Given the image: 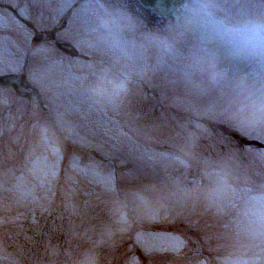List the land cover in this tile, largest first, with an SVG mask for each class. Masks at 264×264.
Here are the masks:
<instances>
[{
    "label": "rangeland",
    "instance_id": "1",
    "mask_svg": "<svg viewBox=\"0 0 264 264\" xmlns=\"http://www.w3.org/2000/svg\"><path fill=\"white\" fill-rule=\"evenodd\" d=\"M82 1L0 0V74L21 73L35 30L82 32L89 53L35 51L38 103L0 91V125L20 129L0 127V264H264V63L192 23L199 5L264 20V0H189L179 37ZM76 62L104 70L101 91Z\"/></svg>",
    "mask_w": 264,
    "mask_h": 264
},
{
    "label": "clouds",
    "instance_id": "2",
    "mask_svg": "<svg viewBox=\"0 0 264 264\" xmlns=\"http://www.w3.org/2000/svg\"><path fill=\"white\" fill-rule=\"evenodd\" d=\"M192 23L233 58L264 63V20L231 23L199 5L192 9Z\"/></svg>",
    "mask_w": 264,
    "mask_h": 264
},
{
    "label": "water",
    "instance_id": "3",
    "mask_svg": "<svg viewBox=\"0 0 264 264\" xmlns=\"http://www.w3.org/2000/svg\"><path fill=\"white\" fill-rule=\"evenodd\" d=\"M184 0H139L142 7L156 15L167 16L172 13ZM16 82L10 76L0 77V85Z\"/></svg>",
    "mask_w": 264,
    "mask_h": 264
},
{
    "label": "trees",
    "instance_id": "4",
    "mask_svg": "<svg viewBox=\"0 0 264 264\" xmlns=\"http://www.w3.org/2000/svg\"><path fill=\"white\" fill-rule=\"evenodd\" d=\"M135 9H134V14L136 17H138L141 21L143 20L144 22H146V18L145 17H148V20L151 21V16H149V14H147V12L145 10H143L142 8H140L138 5L135 4ZM204 120V119H203ZM201 120V121H203ZM218 126L221 127V124L220 123H217ZM223 127V130H225L224 128H226L225 126H222ZM196 127L193 125V126H189V129L190 130H194L196 131L195 129ZM225 134H233V138H234V142H238L236 139L239 138V134L234 131V130H231V131H226ZM241 141V140H240Z\"/></svg>",
    "mask_w": 264,
    "mask_h": 264
}]
</instances>
